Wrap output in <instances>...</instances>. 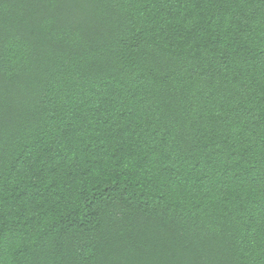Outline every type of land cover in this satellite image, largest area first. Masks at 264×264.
I'll use <instances>...</instances> for the list:
<instances>
[{"label":"trees","instance_id":"obj_1","mask_svg":"<svg viewBox=\"0 0 264 264\" xmlns=\"http://www.w3.org/2000/svg\"><path fill=\"white\" fill-rule=\"evenodd\" d=\"M0 264H264V0H0Z\"/></svg>","mask_w":264,"mask_h":264}]
</instances>
